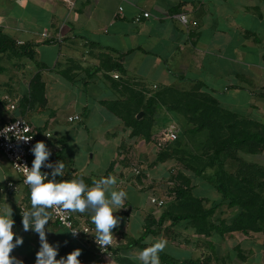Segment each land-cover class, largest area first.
<instances>
[{
  "label": "crops",
  "instance_id": "obj_1",
  "mask_svg": "<svg viewBox=\"0 0 264 264\" xmlns=\"http://www.w3.org/2000/svg\"><path fill=\"white\" fill-rule=\"evenodd\" d=\"M73 1L0 0V124L21 115L35 128L49 130L55 163L65 164V174L57 181L82 178L91 187L95 180L115 176V190H124L127 198L115 213L122 218L113 229L118 244L106 264H140L135 257L149 246L148 238H161L154 226L156 233L139 239L147 217L157 219L162 211L149 201L150 194L161 196V189L151 168L140 162L146 157L145 138L130 135V128L107 107V102L124 96L115 82L123 79L146 94L164 85L206 91L256 130L257 123H264V0ZM143 10L150 15L134 21ZM177 13H185L189 22L182 23ZM108 57L119 61L125 72L109 70V62L102 63ZM35 74L43 89L31 92ZM74 114L79 118L68 119ZM156 117L183 119L164 107ZM263 153L244 158L258 163L252 156ZM134 165H140L141 172L136 173ZM7 180L15 181L17 188H7ZM9 207L13 231L24 240L11 255L22 264H35L39 236L22 226V214L31 208L30 194L0 153V214ZM74 214L90 222L95 234L91 211ZM177 225L193 230L184 223H163L170 232ZM46 228L49 243L59 245L57 259L77 248L88 257L86 245L72 239L67 228L53 220ZM209 237L199 234L196 242L187 238L182 243L168 238L163 253L174 264L202 261L210 256L204 253L212 245ZM194 242L203 248L198 251ZM222 256L215 251L211 257L224 260Z\"/></svg>",
  "mask_w": 264,
  "mask_h": 264
},
{
  "label": "trees",
  "instance_id": "obj_2",
  "mask_svg": "<svg viewBox=\"0 0 264 264\" xmlns=\"http://www.w3.org/2000/svg\"><path fill=\"white\" fill-rule=\"evenodd\" d=\"M105 59L102 63L109 62V70L125 72L119 61L109 57ZM33 80L31 92L36 87L42 90L39 74H35ZM115 85H120L124 96L107 102V107L130 128V135L149 139L156 128L154 125L157 110L163 107L180 115L190 134H205L201 155L208 158L200 167L192 166V170L211 183L221 195L219 200H213L208 206L203 196L194 193L192 177L179 172V182H175L169 189L173 193L172 198L162 207L157 219L153 216L147 217L139 239L148 233H156L154 226L160 229L165 221H170L171 225L187 224L195 233L209 236L217 233L224 237L227 233L231 235L232 231L246 235L251 231L264 230V196L261 193L264 188V168L255 162L240 160L236 155L237 151L258 153L264 150V123H257L256 130L248 129L247 121L221 106L210 93L195 88L179 90L164 85L146 94L141 89L128 85L123 79L116 81ZM140 110L143 113L137 117ZM171 154V151L163 150L157 154V159L164 160ZM233 155H236L240 163L234 172L228 173L224 168V160ZM209 165H215V168L205 174L204 171ZM223 202L236 208L235 214L229 220L219 217L215 219L213 216L216 207ZM135 242L139 243L138 240ZM159 256L163 261L174 264L171 256L163 252ZM189 261L191 264H211L210 256L204 257L202 261Z\"/></svg>",
  "mask_w": 264,
  "mask_h": 264
},
{
  "label": "clouds",
  "instance_id": "obj_3",
  "mask_svg": "<svg viewBox=\"0 0 264 264\" xmlns=\"http://www.w3.org/2000/svg\"><path fill=\"white\" fill-rule=\"evenodd\" d=\"M32 138L25 135L19 139L28 142ZM31 151L34 155L32 166L23 169L24 183L30 188L31 208L23 212L22 226L25 232L31 230L39 236L40 248L36 253L35 264H81L78 258L82 250L79 248L57 259L59 245L49 243L46 228L52 220L53 212L63 220V213L82 214L91 211L96 243L101 248L111 246L114 240L113 229L119 227L122 219L115 213L124 208L127 198L124 190H115L116 177H102L95 180L91 187L82 178L57 181V176L65 174V164L62 161L54 164L49 162L51 151L44 141H37ZM42 167L52 169V179L48 178L49 173L42 172ZM14 224L12 209L9 207L4 214H0V264H22V261L11 255L14 249L24 243L23 237L13 231ZM79 232L72 230L71 234L75 237ZM146 243L149 246L140 251L135 259L140 264H161L159 253L165 250L168 241L161 237L152 242L149 237Z\"/></svg>",
  "mask_w": 264,
  "mask_h": 264
},
{
  "label": "rangeland",
  "instance_id": "obj_4",
  "mask_svg": "<svg viewBox=\"0 0 264 264\" xmlns=\"http://www.w3.org/2000/svg\"><path fill=\"white\" fill-rule=\"evenodd\" d=\"M169 121L176 122L179 129L178 137L176 140L164 145L163 147L157 148L154 145L152 134L157 128L164 126ZM154 127L156 128L152 132L149 139H145L146 157L140 162L143 163L147 168H151V173L155 174V176L153 175L156 180L155 184L161 189V196H164L166 199L165 203L161 207H157L162 209V207H164L172 198L173 193L170 192L169 189L175 184V182H179V179L177 178L179 172H184L185 174H189L192 177L191 183L193 185L194 193L197 195L205 193L203 197L207 200L206 204L208 206L212 204L213 200H219L221 196L220 193L214 187L209 188V186L202 183L201 177L196 175L195 171L192 170V166L200 167L203 163L205 164L208 158L204 154L201 155L203 152L202 148L205 134H190L185 128L186 124L183 119L181 121H177L175 118H164L163 120H158L156 117ZM163 150L171 151L172 154L170 157L164 160H158L157 154ZM237 154L240 160L246 161L245 158H249V154L247 155L246 152L237 151L236 155ZM236 155L225 158L224 168L226 172H234L240 163V160H238ZM253 156L252 159L257 158L258 163H256L264 168V153L258 154L256 157ZM140 162L139 164H141ZM134 166H138V169L140 170V165ZM214 168L215 165L207 166L204 171L205 174L212 171ZM261 191L262 195L264 196V188ZM235 212L236 210H233V207L223 202L216 207V212L213 216L215 219L218 217H223L226 220H229L235 214ZM181 226H178L175 231L171 230L170 232V230L168 231L164 229L163 225H161L160 229L158 230L159 234H161V236H159L164 239L171 238L174 240V243H182L183 239L187 238L188 240H193L196 242L199 234L195 233L193 230H183ZM179 229H182V231ZM229 234L227 233L226 236L221 237L219 234L215 233L209 237L211 238L212 245L208 247L207 251L204 253L210 255L211 264H264V230L251 231L246 235L239 231H232L231 235ZM199 245L196 244L198 251L203 248ZM214 250L218 255H223L222 257L224 260L222 258L213 259L211 256L215 255Z\"/></svg>",
  "mask_w": 264,
  "mask_h": 264
},
{
  "label": "built area",
  "instance_id": "obj_5",
  "mask_svg": "<svg viewBox=\"0 0 264 264\" xmlns=\"http://www.w3.org/2000/svg\"><path fill=\"white\" fill-rule=\"evenodd\" d=\"M68 5H73V0H63ZM118 12L122 15V6H118ZM150 12L143 10L138 12L134 16V21H139L141 17H147ZM176 17L184 24L189 22V19L185 13H177ZM195 23V21H192ZM117 76V74H113ZM10 107H14V102L10 103ZM79 115L74 114L68 116V119H78ZM27 130V131H26ZM178 126L175 121H169L164 126L157 128L153 134L152 139L154 145L157 148H161L164 145L174 141L178 137ZM33 136L32 140L25 142L19 139L22 136ZM52 134L49 130H39L35 128L24 116H15L6 120L0 124V153L5 156L10 162L13 170L18 174V184L25 187L29 194L30 188L24 183L23 169L25 166L31 168L34 155L31 151L37 141H44L51 151L49 162L55 163V150L56 147L50 144V138ZM42 172L48 173L49 168L42 167ZM133 170L138 173L140 170L137 166H134ZM7 188L15 189L17 185L13 180H7L5 182ZM149 201L155 206L161 207L166 199L164 196H156L154 194L149 195ZM52 211V210H49ZM64 219H61L60 215L53 212L52 220L57 222L59 225L68 229L72 239L81 241L87 247L89 252L88 257L80 256L78 259L81 264H106V258L111 257L115 254V248L118 244L117 234L114 232L113 244L107 248H101L95 241V234L93 232V226L87 220L79 219L74 213H63ZM72 230L80 231L75 237L71 234Z\"/></svg>",
  "mask_w": 264,
  "mask_h": 264
},
{
  "label": "water",
  "instance_id": "obj_6",
  "mask_svg": "<svg viewBox=\"0 0 264 264\" xmlns=\"http://www.w3.org/2000/svg\"><path fill=\"white\" fill-rule=\"evenodd\" d=\"M143 111L140 110L138 113H137V117H140L142 115Z\"/></svg>",
  "mask_w": 264,
  "mask_h": 264
}]
</instances>
